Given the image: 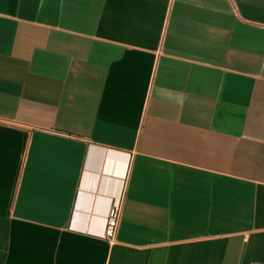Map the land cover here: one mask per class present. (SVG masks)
Returning <instances> with one entry per match:
<instances>
[{
	"label": "crops",
	"instance_id": "obj_1",
	"mask_svg": "<svg viewBox=\"0 0 264 264\" xmlns=\"http://www.w3.org/2000/svg\"><path fill=\"white\" fill-rule=\"evenodd\" d=\"M0 264H264V0H0Z\"/></svg>",
	"mask_w": 264,
	"mask_h": 264
},
{
	"label": "built area",
	"instance_id": "obj_2",
	"mask_svg": "<svg viewBox=\"0 0 264 264\" xmlns=\"http://www.w3.org/2000/svg\"><path fill=\"white\" fill-rule=\"evenodd\" d=\"M119 208L120 206L118 200H113L109 204L108 211L104 219L103 229L101 231V235L108 241L114 240Z\"/></svg>",
	"mask_w": 264,
	"mask_h": 264
}]
</instances>
